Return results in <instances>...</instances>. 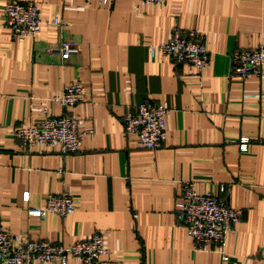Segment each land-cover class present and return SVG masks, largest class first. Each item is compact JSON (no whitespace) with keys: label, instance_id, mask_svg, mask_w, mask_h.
Instances as JSON below:
<instances>
[{"label":"crops","instance_id":"obj_1","mask_svg":"<svg viewBox=\"0 0 264 264\" xmlns=\"http://www.w3.org/2000/svg\"><path fill=\"white\" fill-rule=\"evenodd\" d=\"M9 1L37 5L44 25L20 43L5 27ZM195 31L209 52L200 73L150 55L173 30ZM79 52L62 61L58 42ZM264 46V0H0V227L12 234L70 246L104 236L102 260L126 264H220L217 247L195 249L175 218L181 185L193 182L242 216L226 241L227 264H264V66L259 77L231 75L235 51ZM80 84L85 101L62 108L52 99ZM168 110L163 146L140 150L122 118L143 102ZM74 117L78 152L62 156L13 132L37 126L43 111ZM247 139L246 152L236 141ZM224 188L220 192V188ZM67 192L75 210L31 217L47 195ZM28 193V199H23ZM32 264H40L33 261ZM46 264H59L58 262ZM66 264H81L69 257Z\"/></svg>","mask_w":264,"mask_h":264},{"label":"built area","instance_id":"obj_2","mask_svg":"<svg viewBox=\"0 0 264 264\" xmlns=\"http://www.w3.org/2000/svg\"><path fill=\"white\" fill-rule=\"evenodd\" d=\"M107 6L115 0H96ZM168 0H139V5L157 6ZM5 27L11 37L17 42L34 39L44 25H53L56 29L64 27L58 17L53 21L43 22L39 17L37 5L9 1L3 6ZM57 51L62 61L78 54L76 44L59 41ZM150 55L157 53L169 58L174 65H184L190 70L202 72L209 65V52L199 40L195 31L181 32L173 30L167 41L149 47ZM264 66V46L254 49L235 51L231 56V75L237 80H245L249 76L259 77ZM62 108L74 107L85 101V92L78 83L63 87L60 94L52 99ZM168 110L153 102H143L132 110H128L122 118V127L126 135H135L138 148L145 151H157L165 143L168 124ZM81 133L77 122L70 115L54 117L46 110L37 126L20 127L14 130L13 138L17 139L23 148L41 144L47 148H56L62 156L78 152ZM240 152H246L247 139L236 141ZM181 198L175 203V218L182 225L195 249L209 251L217 247L220 264H227L229 255L226 251V241L229 236L236 234L242 212L229 208L225 202L212 194H199L194 190V183L184 182L181 185ZM224 188H220L223 192ZM23 199L27 201L28 193ZM75 210L72 197L64 192L60 195H47L41 209H30L27 214L31 217L44 218L52 213L58 217H67ZM106 254L104 236L94 234L70 246L49 244L27 239L23 234H12L0 227V264H40L58 262L66 264L69 257L77 258L81 264H126L105 261L101 256Z\"/></svg>","mask_w":264,"mask_h":264}]
</instances>
